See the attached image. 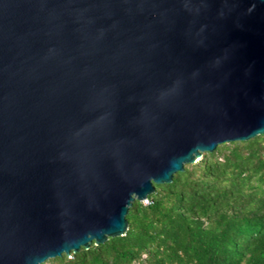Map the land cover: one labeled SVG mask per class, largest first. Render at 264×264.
<instances>
[{
    "label": "water",
    "instance_id": "95a60500",
    "mask_svg": "<svg viewBox=\"0 0 264 264\" xmlns=\"http://www.w3.org/2000/svg\"><path fill=\"white\" fill-rule=\"evenodd\" d=\"M264 133V0H0V264L128 229L133 201Z\"/></svg>",
    "mask_w": 264,
    "mask_h": 264
},
{
    "label": "trees",
    "instance_id": "16d2710c",
    "mask_svg": "<svg viewBox=\"0 0 264 264\" xmlns=\"http://www.w3.org/2000/svg\"><path fill=\"white\" fill-rule=\"evenodd\" d=\"M128 229L41 264H264V133L219 144L135 200Z\"/></svg>",
    "mask_w": 264,
    "mask_h": 264
},
{
    "label": "clouds",
    "instance_id": "9594fccd",
    "mask_svg": "<svg viewBox=\"0 0 264 264\" xmlns=\"http://www.w3.org/2000/svg\"><path fill=\"white\" fill-rule=\"evenodd\" d=\"M144 202H147V200H146V201H144Z\"/></svg>",
    "mask_w": 264,
    "mask_h": 264
}]
</instances>
